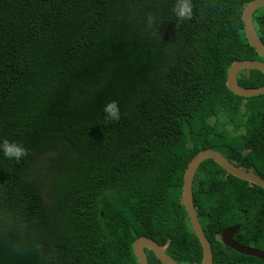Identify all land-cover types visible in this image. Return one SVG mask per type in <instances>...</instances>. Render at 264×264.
<instances>
[{"label":"trees","instance_id":"trees-1","mask_svg":"<svg viewBox=\"0 0 264 264\" xmlns=\"http://www.w3.org/2000/svg\"><path fill=\"white\" fill-rule=\"evenodd\" d=\"M251 1L193 0L178 22L175 0H0V138L28 149L19 163L0 155V264H138L141 236L201 262L181 203L189 161L211 149L264 179V95L225 85L233 62L259 59ZM252 22L264 45V7ZM237 82L263 87L264 74ZM113 100L121 119L106 122ZM192 197L213 264L264 263L220 239L239 226L233 240L264 251L262 188L207 159Z\"/></svg>","mask_w":264,"mask_h":264},{"label":"water","instance_id":"water-1","mask_svg":"<svg viewBox=\"0 0 264 264\" xmlns=\"http://www.w3.org/2000/svg\"><path fill=\"white\" fill-rule=\"evenodd\" d=\"M264 7V0H253L250 2L242 12L243 29L245 33V38L250 47H252L255 53L260 59L264 61V45L260 41L253 22L250 21L252 14L257 9H262ZM258 60H244L236 61L232 63L227 70L226 75V88L233 93L235 96L242 98H253L260 95H264V86L258 88H244L241 87L237 82V77L242 71H259L264 74V63ZM210 159L214 161L219 167H221L227 174L245 181L251 185L258 186L264 190V179L260 178L253 172H246L244 169L234 165L229 160H227L220 152L206 149L198 152L187 164L183 175V183L181 189V203L185 209L188 223L197 238L201 249L202 257L199 264H212L213 254L211 250V244L207 240L200 224L198 221L196 209L193 203L192 197V184L193 179L199 165L204 161ZM238 226L230 227L223 231L221 235L222 243L232 249L235 252L246 256H252L257 259L264 260V252L246 248L243 246H238L232 239L233 235L237 232ZM133 254L137 260L138 264H149L147 251L151 252L154 257L161 264H179L170 259L164 250L156 244L153 240L141 236L137 238L132 244Z\"/></svg>","mask_w":264,"mask_h":264},{"label":"clouds","instance_id":"clouds-1","mask_svg":"<svg viewBox=\"0 0 264 264\" xmlns=\"http://www.w3.org/2000/svg\"><path fill=\"white\" fill-rule=\"evenodd\" d=\"M245 7H244V9H245ZM172 12H173V15L175 16V18H176V20L178 22L191 21L192 18H193V15H194V12H193V0H175ZM146 23H147V26L149 28H151L156 23V18L154 16H152V15H148L146 17ZM259 59H256V60H259ZM103 113H104V118H105L106 122H119V120L121 119L120 107H119L118 102L115 101V100L108 102L104 106ZM0 155H2L4 158H6L8 160L16 161L17 163H19L21 160H23L24 158L27 157L28 149L25 148L24 145L22 143H20V142H17V141H14V140L10 141L8 139L0 138ZM239 229H240V227L238 228V230ZM220 239H221V237H220ZM232 239H233V237H232ZM221 241H222V239H221ZM237 245L238 246H242V245H239V244H237ZM259 251H261V250H259ZM164 252H165V250H164ZM262 252H264V251H262ZM236 253H238V252H236ZM238 254H240V253H238ZM240 255H243V254H240ZM248 257H251V256H248ZM252 258L257 259L255 257H252ZM257 260L264 262V260H261V259H257Z\"/></svg>","mask_w":264,"mask_h":264},{"label":"flooded vegetation","instance_id":"flooded-vegetation-1","mask_svg":"<svg viewBox=\"0 0 264 264\" xmlns=\"http://www.w3.org/2000/svg\"><path fill=\"white\" fill-rule=\"evenodd\" d=\"M258 61H263L262 59H259ZM263 63H264V61H263ZM242 169H244V168H242ZM246 172H248V171H250V172H253V173H255V170H254V168H247V169H244ZM254 186V185H253ZM239 227V226H238ZM238 232V231H237ZM236 232V233H237ZM235 233V234H236ZM234 234V235H235ZM234 237V236H233ZM236 242V241H235ZM242 246H244V245H242ZM244 247H246V248H251V249H256V248H254V247H251V246H244ZM257 250V249H256ZM243 256H245V255H243ZM245 257H247V256H245Z\"/></svg>","mask_w":264,"mask_h":264},{"label":"rangeland","instance_id":"rangeland-1","mask_svg":"<svg viewBox=\"0 0 264 264\" xmlns=\"http://www.w3.org/2000/svg\"><path fill=\"white\" fill-rule=\"evenodd\" d=\"M210 123H211V121H210ZM228 126V129H232V127H233V125H227ZM264 264V263H263Z\"/></svg>","mask_w":264,"mask_h":264},{"label":"bare ground","instance_id":"bare-ground-1","mask_svg":"<svg viewBox=\"0 0 264 264\" xmlns=\"http://www.w3.org/2000/svg\"><path fill=\"white\" fill-rule=\"evenodd\" d=\"M255 12H256V10H255ZM255 12H254V13H255ZM254 13H253V14H254ZM253 14H252V16H251V18H250V21H251V22H252ZM242 22H243V21H242ZM259 177H260V176H259ZM260 178H261V177H260ZM262 179H263V178H262Z\"/></svg>","mask_w":264,"mask_h":264}]
</instances>
